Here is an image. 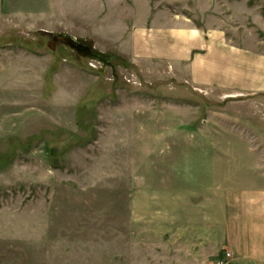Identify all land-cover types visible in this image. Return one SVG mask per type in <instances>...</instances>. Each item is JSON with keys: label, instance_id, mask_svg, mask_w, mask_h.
I'll return each mask as SVG.
<instances>
[{"label": "rangeland", "instance_id": "rangeland-1", "mask_svg": "<svg viewBox=\"0 0 264 264\" xmlns=\"http://www.w3.org/2000/svg\"><path fill=\"white\" fill-rule=\"evenodd\" d=\"M213 1L0 0V264H159V231L189 220L197 187L242 166L264 180V96L192 86L185 42L180 66L132 62L138 33L264 39L223 3L237 0ZM44 33L91 43L112 68Z\"/></svg>", "mask_w": 264, "mask_h": 264}, {"label": "crops", "instance_id": "crops-1", "mask_svg": "<svg viewBox=\"0 0 264 264\" xmlns=\"http://www.w3.org/2000/svg\"><path fill=\"white\" fill-rule=\"evenodd\" d=\"M223 3L237 19L243 17L244 22L250 21L264 32V0ZM215 4L213 0L207 2L211 10ZM183 42L189 44L190 54L196 53L189 57L188 65L192 86L234 97L264 96V39L256 40L258 47L231 45L223 25L205 32L138 33L133 37L137 60L132 62L158 59L180 66L186 59L182 57ZM246 170L239 167L234 181L225 174L216 188L214 184L210 190L197 187L199 196L205 198L195 204L189 220L179 216L159 231L163 244L159 264H212L220 252L222 256L230 254L226 264H264V180L243 179L241 174Z\"/></svg>", "mask_w": 264, "mask_h": 264}, {"label": "water", "instance_id": "water-1", "mask_svg": "<svg viewBox=\"0 0 264 264\" xmlns=\"http://www.w3.org/2000/svg\"><path fill=\"white\" fill-rule=\"evenodd\" d=\"M51 39V44L54 46L56 43H60L65 47H68L71 51H74L82 58H88L101 64L104 68H112L111 61L105 56L97 53L91 46V43H85L70 37L67 34H52L44 33Z\"/></svg>", "mask_w": 264, "mask_h": 264}, {"label": "built area", "instance_id": "built-area-1", "mask_svg": "<svg viewBox=\"0 0 264 264\" xmlns=\"http://www.w3.org/2000/svg\"><path fill=\"white\" fill-rule=\"evenodd\" d=\"M225 256H226L227 258H230V254H228V253H227Z\"/></svg>", "mask_w": 264, "mask_h": 264}, {"label": "flooded vegetation", "instance_id": "flooded-vegetation-1", "mask_svg": "<svg viewBox=\"0 0 264 264\" xmlns=\"http://www.w3.org/2000/svg\"><path fill=\"white\" fill-rule=\"evenodd\" d=\"M57 44H59V43H56L55 45H57ZM106 57V56H105ZM106 58H108V57H106ZM109 59V58H108ZM110 60V59H109Z\"/></svg>", "mask_w": 264, "mask_h": 264}]
</instances>
